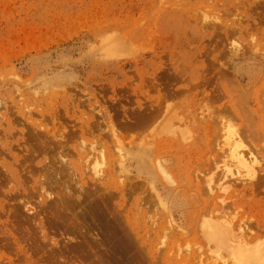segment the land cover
<instances>
[{
	"label": "rangeland",
	"instance_id": "374dc122",
	"mask_svg": "<svg viewBox=\"0 0 264 264\" xmlns=\"http://www.w3.org/2000/svg\"><path fill=\"white\" fill-rule=\"evenodd\" d=\"M111 35L123 40L122 57L105 53L103 39ZM228 77L239 86L227 82ZM14 100L32 111L31 119L50 116L51 127L64 134L68 149L83 139L97 148L118 143L129 153L130 177L138 186L129 205L143 196L146 206L159 210L146 177L153 173L148 161L155 164L160 156L175 183L166 184L156 171V188L191 237L199 218L214 213L196 190L202 178L192 177V184L181 178L184 167L192 175L195 170L203 174L208 162H218L221 153L215 141L222 140L221 121L244 132L264 166V125L258 120L264 116V0H0V108L9 107L11 119L19 117L11 107ZM151 102L159 110L155 116L145 112ZM138 104L144 108L138 115L153 121L132 130ZM14 126L17 132L23 127ZM2 127L0 159L5 154ZM16 136H9L12 147L18 137L22 142L20 133ZM3 171L0 167V198ZM243 195L233 216L243 222L249 218L264 237V218L255 222L248 208L255 199L264 201V191L254 199ZM34 212L44 219L39 206ZM14 215L0 211L2 260L10 257L13 264H21L30 256L44 264L42 259L58 248L69 264L98 261L93 254L88 258L70 250L83 235L65 234L46 220L44 240L37 225H31L28 235ZM6 229L20 239L23 251L14 248ZM203 244L200 238L190 246ZM142 264L156 263L145 259Z\"/></svg>",
	"mask_w": 264,
	"mask_h": 264
},
{
	"label": "bare ground",
	"instance_id": "6f19581e",
	"mask_svg": "<svg viewBox=\"0 0 264 264\" xmlns=\"http://www.w3.org/2000/svg\"><path fill=\"white\" fill-rule=\"evenodd\" d=\"M238 29L242 33V25ZM103 40V49L108 56L125 55L123 40L113 35ZM196 75L201 77L199 72ZM222 80L225 87V78ZM227 82L239 86L234 78ZM14 103L11 104L12 109H16L14 115L19 116H14V119H11L9 107L0 108L2 148L5 152L0 159L5 181L0 211L7 216L14 212L18 226L26 229V234H31L30 228L34 223L45 240V221H53L65 234L83 235V241L70 250L78 255L86 254L88 258L93 254L98 258L96 264H142L145 259L156 264H160L159 260L166 264H264V237L260 236L263 230L258 228L259 225L258 229L253 228V221L249 218L243 222L233 216L242 206L243 194H251L254 199L257 192L264 191V175L260 174L264 172V166L244 140L247 138L244 132L232 124L220 122L222 140L218 138L215 141L221 153L218 162L214 159L213 163L208 162V169L203 174L195 170V175H192L184 167L181 180L192 184V177L202 178L201 182L197 181L196 190L204 194V203L212 208L210 213H214V216L199 218L195 224L197 229L194 228L197 231L190 237L181 225L183 221H178V216L156 188L159 177L166 184L175 183L160 156L155 164L145 157L153 168V173L146 178L152 181L149 190L159 210L153 212L146 206L148 201L143 196H138L134 204L129 205L138 186L132 183L135 177H130V154L124 152L118 143L110 148L104 145L97 148L81 139L73 150L68 149L64 134L51 127L53 120L50 116L31 119V110L21 109L18 101L14 100ZM138 105L140 110L133 114L132 130L144 129L143 126L153 121L150 117L138 115L144 109ZM148 108L149 111L146 109L145 112L153 116L159 111L153 103ZM258 120L264 125V116H258ZM14 123L22 124L20 132L16 131ZM19 133L22 142L18 137L17 146L12 147L9 136L17 137ZM143 165L147 171L150 170L151 166L146 161ZM156 171L159 177L154 173ZM37 206L44 219L40 212H34ZM248 208L255 222L264 218L260 216L264 211L263 200H253ZM5 233L13 241L14 248L23 251L20 239L9 229ZM200 238L204 244L192 249L191 240L198 242ZM22 239L29 241L25 237ZM48 244L52 246L51 241ZM61 251L53 248L49 258H43L42 262L69 264L71 261L65 259ZM1 257L0 264H13L10 257L3 260ZM29 259L24 257L23 263L36 264Z\"/></svg>",
	"mask_w": 264,
	"mask_h": 264
}]
</instances>
